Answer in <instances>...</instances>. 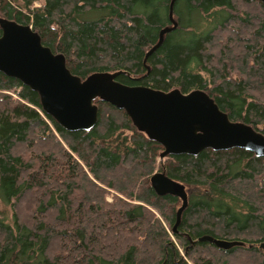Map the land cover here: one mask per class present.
Masks as SVG:
<instances>
[{
	"label": "trees",
	"instance_id": "16d2710c",
	"mask_svg": "<svg viewBox=\"0 0 264 264\" xmlns=\"http://www.w3.org/2000/svg\"><path fill=\"white\" fill-rule=\"evenodd\" d=\"M37 1L0 0V18L30 25L73 75L200 90L264 136L263 2L174 0L176 26L147 54L172 26V0ZM94 104L96 125L70 132L0 73V205L11 211L0 209V264H264V157L232 148L160 160L162 147L123 110ZM156 172L189 187L175 232L178 197L155 193ZM108 191L120 197L107 202Z\"/></svg>",
	"mask_w": 264,
	"mask_h": 264
},
{
	"label": "water",
	"instance_id": "95a60500",
	"mask_svg": "<svg viewBox=\"0 0 264 264\" xmlns=\"http://www.w3.org/2000/svg\"><path fill=\"white\" fill-rule=\"evenodd\" d=\"M173 1L169 12L172 26L160 31L157 44L147 54L161 43L164 33L176 26L172 18ZM0 31V73L36 92L45 114L67 131L93 128L98 115L94 101L99 99L123 110L139 132L157 142L163 149L160 159L169 155L195 156L205 149L232 148L264 157V136L247 124L229 120L203 91L183 94L177 89L162 92L144 86H127L115 81L118 73H94L82 80L67 69L62 54L42 45L40 36L30 25L0 18ZM150 185L158 195L171 194L181 199L172 228L175 232L187 205L186 192L159 172L151 176ZM198 240L221 249L236 244L211 236ZM259 247L264 251V242Z\"/></svg>",
	"mask_w": 264,
	"mask_h": 264
},
{
	"label": "rangeland",
	"instance_id": "374dc122",
	"mask_svg": "<svg viewBox=\"0 0 264 264\" xmlns=\"http://www.w3.org/2000/svg\"><path fill=\"white\" fill-rule=\"evenodd\" d=\"M41 3H42V0H38L36 3L33 4V6H34V7H38V6L41 5ZM250 9H251V10H247V8H241L240 12L248 11V12L255 13V14L257 13V12H255L256 10H252V8H250ZM9 93H10V95H11L13 98L15 97V94H13V91H10ZM159 159H160V157H159ZM160 160H161V159H160ZM177 184H178V186H180L182 189H184V191L186 192V194H187V196H188V194H189V187H187L186 185L180 184V183H178V182H177ZM115 196L120 197L119 195L114 194L112 191H108V195L106 196V201H107V202H112V200H113V198H114ZM180 205H181V199L178 197V200H177L176 205H175V212H177V210H178V208L180 207ZM0 209H1L3 212H6V217H10V216H11V211H10L9 207H1V205H0ZM152 212H153V211H152ZM153 213H154V212H153ZM154 215L156 216V218L159 219V221L161 222L162 226H163L164 228H166L167 231H169V233H170V235H171V228H173V227L169 228L170 226L168 225V223L165 221V219H164L162 216H160V215H158V214H155V213H154ZM174 242L177 244V246L179 245V243H178L176 240H175ZM244 259H245V258H243V259L241 258L239 261H237L236 259H234V260L231 261V262H232V264H247L246 260H244Z\"/></svg>",
	"mask_w": 264,
	"mask_h": 264
},
{
	"label": "bare ground",
	"instance_id": "6f19581e",
	"mask_svg": "<svg viewBox=\"0 0 264 264\" xmlns=\"http://www.w3.org/2000/svg\"><path fill=\"white\" fill-rule=\"evenodd\" d=\"M173 17V16H172Z\"/></svg>",
	"mask_w": 264,
	"mask_h": 264
}]
</instances>
